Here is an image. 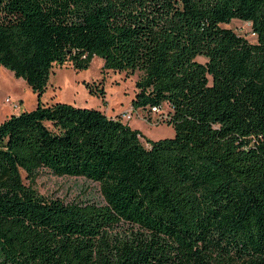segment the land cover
I'll return each instance as SVG.
<instances>
[{"label": "trees", "instance_id": "16d2710c", "mask_svg": "<svg viewBox=\"0 0 264 264\" xmlns=\"http://www.w3.org/2000/svg\"><path fill=\"white\" fill-rule=\"evenodd\" d=\"M95 56L137 74L132 108L166 105L172 137L41 100ZM0 66L37 94L0 122V264H264V0H0ZM39 170L103 202L40 194Z\"/></svg>", "mask_w": 264, "mask_h": 264}, {"label": "rangeland", "instance_id": "374dc122", "mask_svg": "<svg viewBox=\"0 0 264 264\" xmlns=\"http://www.w3.org/2000/svg\"><path fill=\"white\" fill-rule=\"evenodd\" d=\"M228 26L248 41L255 42L250 23L232 19ZM136 78L137 74L126 75L123 72L103 70L102 60L95 56L88 67L78 71L70 66L54 67L41 100L44 103L61 101L80 107H94L104 111L108 116H115L119 110H121L119 113L129 110ZM21 81H23L21 78H15L11 71L0 66V122L12 114L35 108L37 94ZM86 83L103 87L104 100L90 94ZM6 99L10 102H6ZM18 105L19 109L11 110ZM168 111V107L162 105V115H166ZM128 113L132 119L127 121L121 117V120L138 129L144 143L174 135L173 128L161 121L163 118L159 119L161 113L155 115L147 110L131 108ZM33 188L40 194L59 198L65 203L103 202L98 184L82 177L56 176L39 170Z\"/></svg>", "mask_w": 264, "mask_h": 264}, {"label": "built area", "instance_id": "2783aa9c", "mask_svg": "<svg viewBox=\"0 0 264 264\" xmlns=\"http://www.w3.org/2000/svg\"><path fill=\"white\" fill-rule=\"evenodd\" d=\"M5 101L10 102L9 99H6ZM151 113H153L155 115L160 114L161 113V107H152ZM121 117L125 118L127 121L132 119V116L129 113H123V115H121ZM163 117H165V115H162V113H161V115H159V119L163 118Z\"/></svg>", "mask_w": 264, "mask_h": 264}, {"label": "crops", "instance_id": "0c3cea01", "mask_svg": "<svg viewBox=\"0 0 264 264\" xmlns=\"http://www.w3.org/2000/svg\"><path fill=\"white\" fill-rule=\"evenodd\" d=\"M11 73H12V72H11ZM12 75H13V73H12ZM13 76H14V75H13ZM15 78H16V77H15ZM22 80H23V79H22ZM21 82H24V80L21 81ZM25 84H26V83H25ZM98 98H99V97H98ZM130 108L133 110L132 106H130ZM130 108H129V110H130ZM15 109H16V110L19 109V105H18V106H15L14 109H11V110L13 111V110H15ZM129 110H127L126 112H122V113H128ZM120 111H121V110L117 111L116 114H115V116H116V115H121L122 113H119ZM110 116H111V117H115L114 115H110Z\"/></svg>", "mask_w": 264, "mask_h": 264}]
</instances>
